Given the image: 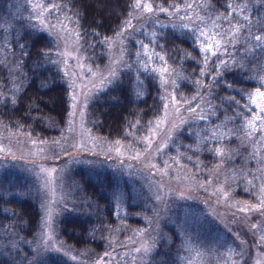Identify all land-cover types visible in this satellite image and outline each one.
Instances as JSON below:
<instances>
[{"label":"trees","instance_id":"obj_1","mask_svg":"<svg viewBox=\"0 0 264 264\" xmlns=\"http://www.w3.org/2000/svg\"><path fill=\"white\" fill-rule=\"evenodd\" d=\"M148 1L157 18L142 25L128 39L127 65L88 103V124L107 138L121 140L128 139L131 132L146 129L163 110L157 68L166 64L177 74L174 86L177 98L183 101L203 95L205 109L211 115L183 124L168 149H172V143L176 144L182 162L190 163L184 155L194 156L197 153L194 148H201L206 165L212 160L214 141L207 140L202 146L201 140L207 131L220 125L229 132L222 141L234 144V147L225 145L230 150L227 157L219 159L236 174L232 190L238 197H252L246 188L250 181L244 177L249 173L253 176L252 166L258 164L256 152L263 141L258 133L264 128H259L255 120L254 129L249 119L254 117L251 111H255L251 103L253 92L264 90V0ZM55 2L74 19L82 49L93 64L103 63L107 38L130 19L137 3L136 0ZM16 6L20 11L12 16L10 12L13 8L17 12ZM27 7V0H0V126L47 137L65 124L69 87L53 59L56 53L53 36L29 19L25 14ZM178 7H192L194 19L189 18L192 21L188 22L177 19L173 13L164 14ZM6 22L11 30L2 28ZM203 26L209 29L210 36L213 33L220 39L216 49L212 47L214 54L203 50L206 41L211 40L203 33ZM255 36H261L262 40L255 41ZM199 132L201 142L196 143ZM179 140L188 144H179ZM240 149L249 151V158L243 157ZM70 178L74 187L73 208L57 216V236L75 252L91 258L102 250L103 242L121 222L135 224L139 218L126 214L120 219L114 191L121 183L109 169L78 166L73 168ZM32 186L29 178L12 167L0 172V264H90L80 256L57 251H46L34 258L41 210L38 193ZM124 205L130 210H142V203H132L130 198H124ZM185 213L191 229H195L198 224L191 219L197 217L191 210ZM199 220L196 232L204 235L207 230L202 225L206 221ZM163 228L166 240H159L147 264H179L175 253L178 233L172 224H164ZM215 238L213 234L211 239Z\"/></svg>","mask_w":264,"mask_h":264},{"label":"rangeland","instance_id":"obj_2","mask_svg":"<svg viewBox=\"0 0 264 264\" xmlns=\"http://www.w3.org/2000/svg\"><path fill=\"white\" fill-rule=\"evenodd\" d=\"M136 1L140 7L135 6L130 19L107 38L103 63L93 64L82 49L74 19L60 4L55 0H27L25 14L56 42L53 59L65 77L70 98L65 124L47 137H35L25 131L0 126V172L11 167L16 169L32 181V189L39 196L41 223L34 244V258L46 251H57L71 257L80 256L90 264H147L159 240L167 237L163 225L172 224L178 233L175 253L179 264H264V129L258 133L263 139L261 148L254 147L258 164L252 166L253 176L249 173L244 177L250 181L246 188L252 197L241 198L231 187L235 172L219 160L227 157L230 150L225 145L232 146L227 140L222 141L229 132L220 125L207 131L201 140L202 146L207 140L214 141L212 160L206 165L201 148L193 147L197 151L194 156L184 155L190 163L182 162L176 144L172 143V149H168L183 124L211 115L205 109L203 95L183 101L177 98L174 92L177 74L166 64L157 68L163 110L146 129L131 132L128 139L121 140L107 138L88 124V103L127 65L128 39L142 25L157 18L148 0ZM148 4L151 11L145 7ZM188 8L178 7L164 14L173 13L177 19L191 22L194 19L192 7ZM16 9L17 12L14 8L10 12L12 16L19 13L20 7ZM4 26V31L12 29L8 23ZM202 29L216 49L220 39L213 33L210 36L205 26ZM256 93H264V90H255L251 103L255 100L264 107V100L255 96ZM253 106L254 117L248 123L258 120V127L264 128V112L255 104ZM251 127L255 129L254 124ZM200 137L199 132L196 143ZM179 144L188 143L179 140ZM240 151L243 157L249 158V151ZM78 166L109 169L121 183L114 191L120 219L126 214L139 218L135 224L121 222L103 242L102 250L91 258L75 252L61 240L55 225L57 216L73 208L74 187L70 177L73 168ZM124 198H130L132 203L141 202L142 210L125 208ZM187 210L197 217L191 220L198 225L199 219L204 218L206 222L202 227H206V234L196 232L198 225L191 229L185 217ZM213 234L217 238L211 239Z\"/></svg>","mask_w":264,"mask_h":264},{"label":"snow or ice","instance_id":"obj_3","mask_svg":"<svg viewBox=\"0 0 264 264\" xmlns=\"http://www.w3.org/2000/svg\"><path fill=\"white\" fill-rule=\"evenodd\" d=\"M135 6H136V7H140V4L137 3ZM145 7H146V9H147L148 11H151V10H152V7H151L150 4L145 5ZM254 40L257 41V42H260V41L262 40V37H261V36H255V37H254ZM206 44H207V47H205L203 50H204L205 52L209 53V54H214V53L212 52V41H211V40H208V41H206ZM217 46H219V44H217ZM255 96L260 97L262 100H264V93H256ZM252 103L255 104L256 107L260 108V110H261L262 112H264V107H261L259 104H256V103H255V100H253ZM251 110H254V109H251Z\"/></svg>","mask_w":264,"mask_h":264}]
</instances>
